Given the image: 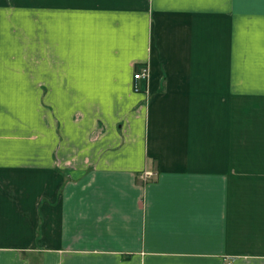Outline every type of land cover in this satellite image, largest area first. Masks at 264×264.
<instances>
[{"label":"crops","instance_id":"0c3cea01","mask_svg":"<svg viewBox=\"0 0 264 264\" xmlns=\"http://www.w3.org/2000/svg\"><path fill=\"white\" fill-rule=\"evenodd\" d=\"M228 263L264 264V0H0V264Z\"/></svg>","mask_w":264,"mask_h":264},{"label":"built area","instance_id":"2783aa9c","mask_svg":"<svg viewBox=\"0 0 264 264\" xmlns=\"http://www.w3.org/2000/svg\"><path fill=\"white\" fill-rule=\"evenodd\" d=\"M149 75V69L146 66H142L139 67L137 70H135L134 74H133V78L134 80H138V79H146ZM134 89L136 91H138V87L136 84H134ZM156 173L150 170L147 171H143L141 174V178L143 180H149L152 179L153 177H155ZM229 264V263H228Z\"/></svg>","mask_w":264,"mask_h":264},{"label":"rangeland","instance_id":"374dc122","mask_svg":"<svg viewBox=\"0 0 264 264\" xmlns=\"http://www.w3.org/2000/svg\"><path fill=\"white\" fill-rule=\"evenodd\" d=\"M137 70V69H136Z\"/></svg>","mask_w":264,"mask_h":264}]
</instances>
